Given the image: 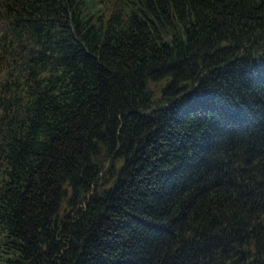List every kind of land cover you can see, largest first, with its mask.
I'll return each instance as SVG.
<instances>
[{"label":"trees","instance_id":"16d2710c","mask_svg":"<svg viewBox=\"0 0 264 264\" xmlns=\"http://www.w3.org/2000/svg\"><path fill=\"white\" fill-rule=\"evenodd\" d=\"M0 264H264V0H0Z\"/></svg>","mask_w":264,"mask_h":264}]
</instances>
